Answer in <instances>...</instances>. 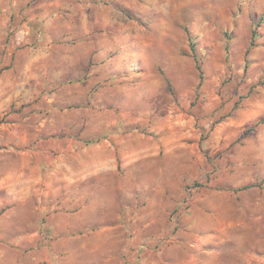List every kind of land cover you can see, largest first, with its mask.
Wrapping results in <instances>:
<instances>
[{"label": "rangeland", "instance_id": "1", "mask_svg": "<svg viewBox=\"0 0 264 264\" xmlns=\"http://www.w3.org/2000/svg\"><path fill=\"white\" fill-rule=\"evenodd\" d=\"M0 42L55 51L0 94L8 149L91 172L0 224L7 260L264 264V0H0Z\"/></svg>", "mask_w": 264, "mask_h": 264}, {"label": "crops", "instance_id": "2", "mask_svg": "<svg viewBox=\"0 0 264 264\" xmlns=\"http://www.w3.org/2000/svg\"><path fill=\"white\" fill-rule=\"evenodd\" d=\"M5 45L6 52L0 55V94L7 88L12 89L20 85L33 90L37 87L53 85L56 70L53 42H9L8 45L0 42L1 48ZM17 47H22V50H18L16 55L12 54ZM15 69L21 71L22 80L13 76ZM11 137L7 145L4 136L0 135V224L13 223L18 228L17 231L25 232L27 227L22 226V218L26 213L32 212V206L41 207L40 192L43 185L46 184L53 190V200H56V192L59 191L88 190L91 172L89 166H84L83 162L81 166L76 167L66 162L65 165L55 168L54 165L57 163L55 159L53 160V183H43L42 154L30 150L8 149L11 147ZM75 154L74 151L65 152V155L70 157ZM104 170L105 167L93 169L95 172ZM11 217L13 218L10 219ZM36 229L33 228V233L37 232ZM6 251L8 250L0 245V258H4L3 264H25L24 261L7 260Z\"/></svg>", "mask_w": 264, "mask_h": 264}, {"label": "trees", "instance_id": "3", "mask_svg": "<svg viewBox=\"0 0 264 264\" xmlns=\"http://www.w3.org/2000/svg\"><path fill=\"white\" fill-rule=\"evenodd\" d=\"M245 188H247V186H246V187H242V188H240V189H245Z\"/></svg>", "mask_w": 264, "mask_h": 264}]
</instances>
